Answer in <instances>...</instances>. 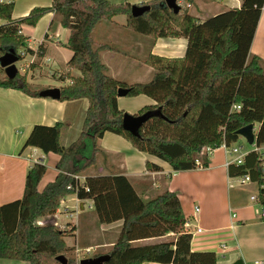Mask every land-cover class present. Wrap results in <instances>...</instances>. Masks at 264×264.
<instances>
[{
  "label": "trees",
  "instance_id": "obj_1",
  "mask_svg": "<svg viewBox=\"0 0 264 264\" xmlns=\"http://www.w3.org/2000/svg\"><path fill=\"white\" fill-rule=\"evenodd\" d=\"M14 3L15 0L0 1V19L6 21L0 24V56L8 45L15 46L17 52L23 45L26 38L20 33L22 23L35 25L42 15L55 9L62 17V25L70 30L67 45L73 54L68 67L81 72L80 76H72L71 84L60 87L59 100L87 98L89 107L80 136L68 146L60 141L64 122L33 127L24 147H38L45 154L57 153L60 156L56 164L58 173L39 190L47 166L42 161L34 163L27 172L23 196L0 205V259L23 260L29 264H62L56 259L62 254L68 264H77L76 247L65 241V230L54 223H37L42 217L54 215L66 197L76 195L80 199L93 200L99 223L123 220L106 264L145 261L217 264L214 251L191 249L192 234L184 228L186 218L176 192L165 190L146 200L123 174L86 175L82 184L75 176L83 175L96 163L98 140L107 131L126 134L151 154L169 162L175 170L196 168V159L207 166L208 154L199 155L204 147L215 149L224 142L248 146L237 131L250 123L259 124L255 142L263 146L264 60L251 54L250 50L264 0H242L240 7L232 6L203 22H198L187 6L175 13L164 6V0L141 3L152 8L139 16L132 15V3L128 1L54 0L52 7H35L28 16L19 19L12 18ZM118 15H126L127 27L140 34L153 38L186 37L185 57L150 54L147 63L155 72L146 84H129L110 76L101 59V51L109 44L98 43L94 31L99 23L111 22ZM45 49L42 42L37 49L38 56L43 57ZM18 54L20 59L23 58V52ZM159 79L183 83L196 89L199 95L189 99L178 112L168 108L172 93L156 105L143 107L135 115L161 107L165 118H151L141 128V136L135 137L122 127V118L127 112L118 107V89L124 87L132 92ZM0 86L19 89L32 96H41L44 89L34 87L26 75L19 72L13 78L7 77L1 66ZM234 104H239L240 109L233 110ZM196 106L200 107L197 117L191 127L185 125L180 137L164 134L165 128L180 127ZM151 122L157 125L150 129ZM146 166L150 170L161 169L150 161ZM228 175H250L253 182H258L257 203L264 207V176L257 151H250L243 164H230ZM169 233L174 237L152 243H134Z\"/></svg>",
  "mask_w": 264,
  "mask_h": 264
},
{
  "label": "crops",
  "instance_id": "obj_2",
  "mask_svg": "<svg viewBox=\"0 0 264 264\" xmlns=\"http://www.w3.org/2000/svg\"><path fill=\"white\" fill-rule=\"evenodd\" d=\"M144 1L148 0H132L130 3L139 4ZM231 1L232 5L228 2V6H241L242 0L238 3ZM53 3L54 0H15L12 18L26 17L33 8L52 7ZM227 5H213L207 0L187 2L189 12L198 22L227 10ZM61 18L60 13L53 9L42 15L35 25H20V33L26 38L22 52L28 59L23 71L28 73L30 82L44 88L71 84L72 76L81 75L80 70L68 67L73 54L67 45L70 30L62 25ZM5 22L0 19V24ZM135 33L137 32L127 27L126 15H118L111 22H101L95 28V38L109 44L108 48L101 51V59L107 67V73L116 79L129 84H146L151 81L155 72L154 67L147 63L150 54L166 58H184L186 55L188 39L184 36L153 38ZM42 42L46 49L43 57H40L37 49ZM25 48L34 52H26ZM250 52L264 60V6ZM31 65L34 69H31ZM44 73L47 75L43 76L55 77L60 82H43L46 77L41 74ZM170 93L173 98L168 108L172 112L180 111L189 99L199 95L196 89L188 85L172 79H159L148 87L118 96V107L125 112L137 114L143 107L156 105ZM88 107L87 98L62 101L51 97L32 96L19 89L0 86V205L23 196L26 175L34 163L42 161L47 166L46 174L38 185L39 190L53 181L58 173L56 164L60 156L57 153L45 154L38 147H24L33 127L36 124L54 125L64 122L60 141L62 145L68 146L80 136ZM199 109V106L194 107L180 127L165 128L167 131L164 134L167 137H180L185 125L191 127ZM156 125L151 122L148 127L151 129ZM98 146L96 163L80 175L82 182L86 175L123 174L146 200L165 190L174 191L180 198L185 218L189 219V228L194 232L191 240L193 251H214L217 264H232L239 258L245 264L264 260V217L256 213L252 204L246 202L244 197L234 198L231 189H226L223 184H219V189L214 187L218 179L223 182L219 176L221 172L226 179L234 178L228 175L225 152L224 160H215L210 153L208 165L205 167L175 170L169 162L151 154L147 148L126 134L107 131L98 140ZM147 161L158 164L161 169H148ZM248 199L251 200L250 196ZM195 205L200 207L196 217L192 215ZM61 216L71 218H59ZM43 221L62 225L72 223L75 227L74 243H70L68 237L66 241L69 245L77 246L78 254L82 247L90 254L93 249L106 251L108 247H113L123 226V220L99 223L93 200L80 199L76 195L66 197L54 215L41 218L39 223H44ZM196 226L202 230L197 232ZM171 234L174 235L169 233L134 243L158 242L172 236ZM81 258L79 255L78 262ZM0 264L29 263L23 260L0 259ZM139 264L173 263L145 261Z\"/></svg>",
  "mask_w": 264,
  "mask_h": 264
},
{
  "label": "water",
  "instance_id": "obj_3",
  "mask_svg": "<svg viewBox=\"0 0 264 264\" xmlns=\"http://www.w3.org/2000/svg\"><path fill=\"white\" fill-rule=\"evenodd\" d=\"M164 6L169 7L175 13H179L182 6L178 0H164ZM152 8L149 4H132L131 13L133 16H139L144 14L146 11H149ZM26 42H23L25 45ZM20 60V56L17 52V49L13 45H8L5 48L4 54L0 56V66L4 68L5 74L9 78H13L19 72L17 67V62ZM129 92L128 88L120 87L118 89V96H124ZM40 95L43 97H51L54 99H59L61 97L60 87H49L45 88L40 92ZM165 118V115L161 107L148 110L142 114L135 115L131 113H125L122 118V127L124 130L128 131L135 137L141 136V128L143 125L150 120L151 118ZM255 124L250 123L242 128H240L237 133L244 137L249 144L255 143ZM111 258L110 253L100 254L98 256H92L87 258H82L79 260V264H106V262ZM58 261L62 264H68L67 258L60 254L56 257ZM232 264H245L242 258L237 259Z\"/></svg>",
  "mask_w": 264,
  "mask_h": 264
},
{
  "label": "rangeland",
  "instance_id": "obj_4",
  "mask_svg": "<svg viewBox=\"0 0 264 264\" xmlns=\"http://www.w3.org/2000/svg\"><path fill=\"white\" fill-rule=\"evenodd\" d=\"M110 1H112L113 3H124V2H126V1H128V2H131L132 0H110ZM149 1H151V0H148V1H144V2H141V3H147V2H149ZM188 1H191V0H178V2L181 4V6H182V4H183V6H182V10H183V8L185 7V5L187 6V2ZM207 1H209L211 4H213V5H215V4H221V5H227V3L228 2H230V5H232L231 3H233V1H231V0H207ZM141 3H139V4H141ZM235 6V5H234ZM226 8H231V6H228L227 5V7ZM121 18H123V16H120ZM119 17V18H120ZM135 34H138V33H135ZM97 37H99L98 35H97ZM103 40H97V42L98 43H100V42H102ZM24 48V45H22L21 47H19L18 48V52L20 53V54H22V49ZM24 51V50H23ZM26 51V50H25ZM28 64V59L23 55V58H21L18 62H17V67H18V69H19V73H21V74H24V75H26V78H27V80L29 81V76H28V73L27 72H24L23 70H24V68H26V65ZM37 64H38V62H37ZM47 68V67H46ZM31 69H34L33 68V66L31 65ZM47 71V70H46ZM45 72V71H44ZM40 75V74H39ZM42 75V77H46V78H44V80H43V82H46V81H49V82H52L53 83V81H59L60 82V80L59 79H57V78H55V77H52V76H43V75H47V74H41ZM30 82V81H29ZM30 83H32V82H30ZM33 85H34V87L35 86H38L37 84H34V83H32ZM39 88L40 87H42V85L40 86H38ZM58 87V86H57ZM42 88H44V87H42ZM45 89V88H44ZM256 130H255V132L257 131V129H258V123H256ZM242 139V141H243V143L245 144L246 142H247V140L244 138V137H242L241 138ZM247 144H248V148H249V146L251 145V144H249L248 142H247ZM212 153V155H214V157H215V160H217V159H221V160H224V158H225V156H224V150L222 149V148H216L214 151H212L211 152ZM223 174L224 173H222L221 172V174L219 173V176L221 177V179L223 180V182L220 180V179H218L217 180V183L216 184H214V187H215V189H219V187H221L220 185L221 184H223L225 187H226V189L227 188H229V189H231V191H232V195H233V197L234 198H236V199H239V198H241V197H244L245 198V201L246 202H248L249 204H252V207H253V209L255 210V212L256 213H258V214H262V212H263V208H262V206L260 205V204H258L256 201H252V200H249L248 199V197L249 196H251L252 194H258V190H259V184H258V182H247V183H244V184H242V183H240L239 182V179H240V177H234V178H230V179H226V177H224L223 176ZM229 178V177H228ZM220 184V185H219ZM224 190H225V188H224ZM251 206V205H250ZM42 218H44V217H42ZM59 218H71L70 216H66V217H59ZM41 219V218H40ZM39 219V220H40ZM39 220L37 221V223L39 222ZM44 222V221H43ZM45 223V222H44ZM43 223V224H44ZM49 223V222H48ZM52 223H54L56 226H58L60 229H62V230H65V232H66V235H65V241H66V238L68 237L69 239H68V241L70 242V243H74V238H73V236H74V234H73V232H74V230H75V227L72 225V223H68V224H64V225H62L61 223L60 224H58V223H55V222H52ZM172 235V234H171ZM174 236L172 235V236H168L167 237V239H171V238H173ZM118 238V235L116 236V239ZM67 242V241H66ZM68 244V243H67ZM76 247V256H77V264H79V262H78V259H79V255L83 258V256H85L84 258H87V256H91V255H96V254H104V253H109V251L111 250V248L112 247H108V249L106 250V251H100V250H98V251H93L92 250V253L90 254V253H88V252H86V250L82 247V249L80 250V252H79V254H78V251H77V246H75ZM81 258V259H82Z\"/></svg>",
  "mask_w": 264,
  "mask_h": 264
},
{
  "label": "built area",
  "instance_id": "obj_5",
  "mask_svg": "<svg viewBox=\"0 0 264 264\" xmlns=\"http://www.w3.org/2000/svg\"><path fill=\"white\" fill-rule=\"evenodd\" d=\"M237 3L239 0H235ZM240 109V105L239 104H234L233 105V110H239ZM218 148H222L226 154V165L229 166L230 164H243L244 160H245V156L252 150L257 151L260 154V167H261V171L263 172V176H264V145L263 146H259L257 145V143L255 142L254 144H251L248 148V146L244 147L242 145H238V144H231L228 145L226 144V142H224L220 147ZM216 149V148H215ZM215 149L211 148V147H204L202 148V150L199 152V155H202L204 153H207L208 156L209 154L214 151ZM196 167H204L201 160L200 159H196ZM77 179H79L81 181V177L80 175H76L75 176ZM240 177L239 182L244 184L247 182H253L250 175H243V176H238ZM82 184V181H81ZM69 188H72V185H69ZM88 190V187H85ZM251 200L256 201L257 202V195L256 194H252L250 196ZM263 208V212L261 214L262 217H264V207ZM200 211V207L199 205H195L194 206V213L192 214L194 217H196V214ZM234 216V214H233ZM39 223V222H38ZM39 224H43V223H39ZM191 227L189 219H186L184 228L187 232H190L192 235L194 234L193 231H191V229L189 228ZM202 230V228L197 227L196 226V231L200 232ZM222 246H224V244H222ZM251 264H264V260L263 259H259V260H255L254 262H252Z\"/></svg>",
  "mask_w": 264,
  "mask_h": 264
}]
</instances>
